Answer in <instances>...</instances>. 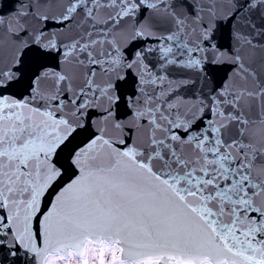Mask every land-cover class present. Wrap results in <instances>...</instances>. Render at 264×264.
I'll list each match as a JSON object with an SVG mask.
<instances>
[{"label": "snow or ice", "instance_id": "6c2138e0", "mask_svg": "<svg viewBox=\"0 0 264 264\" xmlns=\"http://www.w3.org/2000/svg\"><path fill=\"white\" fill-rule=\"evenodd\" d=\"M0 264H264V0H0Z\"/></svg>", "mask_w": 264, "mask_h": 264}]
</instances>
